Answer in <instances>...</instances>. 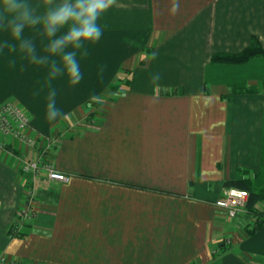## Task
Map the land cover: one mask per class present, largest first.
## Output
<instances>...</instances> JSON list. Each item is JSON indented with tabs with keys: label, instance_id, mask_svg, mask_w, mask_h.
<instances>
[{
	"label": "crops",
	"instance_id": "1",
	"mask_svg": "<svg viewBox=\"0 0 264 264\" xmlns=\"http://www.w3.org/2000/svg\"><path fill=\"white\" fill-rule=\"evenodd\" d=\"M98 23L75 85L61 75L49 86L47 66L0 52V106L53 139L50 159L69 177L41 182L32 220L9 236L23 194L0 149V264H264V202L252 232L258 214L215 205L226 181L264 194V55L213 60L264 48V0H116ZM24 35L45 54L46 40ZM50 88L62 113L52 122Z\"/></svg>",
	"mask_w": 264,
	"mask_h": 264
},
{
	"label": "clouds",
	"instance_id": "2",
	"mask_svg": "<svg viewBox=\"0 0 264 264\" xmlns=\"http://www.w3.org/2000/svg\"><path fill=\"white\" fill-rule=\"evenodd\" d=\"M115 2L0 0V31L8 34V39L0 42V52L7 49L8 53H19L32 64L47 66L49 86L52 80L61 75L75 85L82 79L78 56L85 55L87 46L99 41L103 28L98 21ZM26 30L38 33L42 40L47 41L43 47L44 55L38 53L34 39L24 35ZM159 79V74H156L152 82ZM61 115V110L56 106V91L50 88L46 119L56 121Z\"/></svg>",
	"mask_w": 264,
	"mask_h": 264
},
{
	"label": "built area",
	"instance_id": "3",
	"mask_svg": "<svg viewBox=\"0 0 264 264\" xmlns=\"http://www.w3.org/2000/svg\"><path fill=\"white\" fill-rule=\"evenodd\" d=\"M28 118L25 113L14 103L7 102L0 106V148L4 147L2 136L13 135L18 137L23 145H34L36 143L35 138L31 139L27 133ZM53 143V139L43 141L40 144L41 153L37 159L31 160V158L24 154L20 157V162L24 172L31 173V184H27L24 175H19L18 180L20 182H26V193L23 196V202L21 207V216L24 220H28L33 214L34 196L37 190L35 185L41 182H67L69 177L64 172H61L53 167V165L46 160H43L44 154L49 152V149ZM44 172V174L42 173ZM248 191L243 188L235 186H227L223 189L220 197L215 201V205L223 208L226 214L230 218H234L240 211L245 209L248 200ZM4 260V256L0 254V263Z\"/></svg>",
	"mask_w": 264,
	"mask_h": 264
},
{
	"label": "rangeland",
	"instance_id": "4",
	"mask_svg": "<svg viewBox=\"0 0 264 264\" xmlns=\"http://www.w3.org/2000/svg\"><path fill=\"white\" fill-rule=\"evenodd\" d=\"M26 130H27V133L29 134V136H31L30 137L31 139L35 138V136L28 131V124H27ZM6 139H8L9 142ZM2 140H3V145H4L2 150H5V151L9 152L15 158V163L17 165L16 169H17V172H18L17 180H18V176L21 174V175L25 176V181L27 182L26 176H29L31 178V173L32 172L31 173L30 172H24V170L22 169L21 162H20V157H21L22 154H24L27 157L29 156L31 158V160L37 159L40 156V153H41V148H40V144L39 143H41L43 141H47V140H40V139L37 140L35 138L36 143L34 145H32V143L30 145H26V144L23 145L20 142V140L18 139V137H14L13 135H3L2 136ZM12 141L16 142V145H17L16 149H12L9 146L10 143H12ZM50 151L51 150L49 149V152L47 154H44L43 160L49 161L53 165V162L51 161L50 156H49ZM53 167H54V165H53ZM42 173L44 174V172H42ZM18 182L22 186V194L25 197L26 187H28V185H25L26 182H24V181L20 182L18 180ZM30 182H31V179H30ZM46 183H48V182H46ZM41 186L43 187L44 185L41 184V183L40 184L38 183V184L35 185V189L38 191L39 189H41L40 188ZM36 197H37V192H35V196H34V205L32 207L33 211H34V207H35ZM261 202H264V201H261ZM21 207H22V204H21V206L18 209V213H17L18 214V220H17V222L11 223V225H10V227L8 229L9 236H20L22 234L21 227H23L28 222H30L32 220L33 216H34V214H33L28 220H24L23 217L20 214L21 213ZM0 254H1V256H4V260L1 263H5L6 262V257L4 255V253L0 251Z\"/></svg>",
	"mask_w": 264,
	"mask_h": 264
},
{
	"label": "trees",
	"instance_id": "5",
	"mask_svg": "<svg viewBox=\"0 0 264 264\" xmlns=\"http://www.w3.org/2000/svg\"><path fill=\"white\" fill-rule=\"evenodd\" d=\"M264 55V48H261L255 40L252 41L251 45L247 47L245 50L241 51L237 54H217L213 57L214 61H222V62H228V63H240L248 60L249 58ZM225 184L227 186H235L238 188H243L248 191V200L246 203L245 208L249 210L250 212L255 213L257 216V223L254 227L251 228V232L254 231L256 228H258L260 221L258 219L263 220L259 216L261 215V212L259 208H257V203L261 202V200L264 197V194L261 192L255 191L253 188L250 187L248 183L245 181H226Z\"/></svg>",
	"mask_w": 264,
	"mask_h": 264
}]
</instances>
